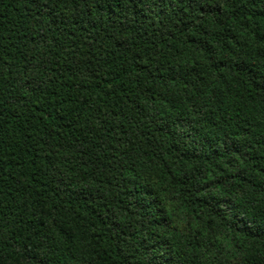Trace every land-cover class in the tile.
I'll return each mask as SVG.
<instances>
[{"label":"trees","instance_id":"obj_1","mask_svg":"<svg viewBox=\"0 0 264 264\" xmlns=\"http://www.w3.org/2000/svg\"><path fill=\"white\" fill-rule=\"evenodd\" d=\"M262 220L264 0H0V264H264Z\"/></svg>","mask_w":264,"mask_h":264},{"label":"snow or ice","instance_id":"obj_2","mask_svg":"<svg viewBox=\"0 0 264 264\" xmlns=\"http://www.w3.org/2000/svg\"><path fill=\"white\" fill-rule=\"evenodd\" d=\"M250 227H255V225H254V224H253V225H250ZM259 227H260L262 230H264V220L261 221Z\"/></svg>","mask_w":264,"mask_h":264}]
</instances>
